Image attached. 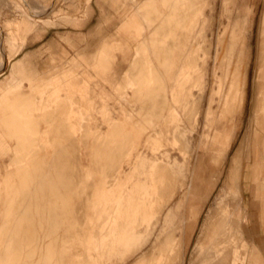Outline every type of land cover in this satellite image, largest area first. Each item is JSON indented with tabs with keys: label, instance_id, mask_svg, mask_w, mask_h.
I'll return each instance as SVG.
<instances>
[{
	"label": "rangeland",
	"instance_id": "rangeland-1",
	"mask_svg": "<svg viewBox=\"0 0 264 264\" xmlns=\"http://www.w3.org/2000/svg\"><path fill=\"white\" fill-rule=\"evenodd\" d=\"M49 1L30 0L38 9L51 5ZM136 1H141L142 7L147 0ZM193 1L185 0L183 7L187 24L193 22ZM247 1L254 13L251 30L240 46L242 61L236 63L233 53L224 79L220 78L219 66L228 37L222 0H206L194 30L191 26V33L185 34L188 26L186 30L178 28L173 37L168 35V25L159 30L155 28L157 23H148L156 18L153 3H148L145 24L150 25L146 30L149 35L142 34V39L151 40V44L139 45L140 42L137 48L157 47L158 32H164L159 43L173 41L175 51H183L174 52L167 60V71L160 74L169 77L168 92L173 96L169 109L160 106V100L145 106L143 96L138 95L143 77L131 76L129 71L124 77L122 73L129 63L113 61L110 51L102 60L108 84L74 87L70 84L73 79L63 75L59 83L32 90L41 91L42 95L27 96L30 89L26 84L12 103L6 98L10 91L3 94L0 253H18L24 260L0 263L37 264L39 252L38 264H84L85 256L75 260V253L82 252L95 264H134L130 260L134 257L139 264H229L228 255L234 252L241 258L239 264H255L256 249L249 244L254 233L252 230L251 234V222L248 218L241 230L240 221L238 224L235 218L237 214L249 216L242 202L247 188L245 174H251L250 194L256 207L261 209L264 202V142L259 140L264 133V119L259 124L253 112L259 63L264 67V51L259 49L264 0ZM136 4L134 0H123L119 10L105 5L101 12L92 2V14L85 17L84 0H65L59 8L68 17L57 20L60 25L56 29L49 28L39 42L26 46L18 58L30 54L41 71L52 65L67 68L77 52L92 53L105 35L114 37L124 16ZM24 17L30 25L21 22ZM72 19H78L82 26L73 28L69 22ZM16 21L14 30L18 36L14 40L8 22ZM36 23L21 8L19 0L15 9L6 2L0 4V41H5L2 55L17 48L20 51L25 34ZM65 35L74 38L76 48L65 42ZM53 41L58 47L50 44ZM141 53L148 57L142 63L144 67L157 66V59L151 57L154 52ZM51 57L55 62L51 63ZM235 69L241 81L245 78L242 110L238 84L229 86ZM4 71L8 74V67ZM69 75L74 77L75 71ZM157 81L153 76V92ZM95 82L101 84L99 78L92 80V84ZM33 97L39 108L31 107ZM226 102H230L228 109L234 108L232 112L222 111ZM38 126L46 127L48 132H37ZM224 127L231 133H215V129L222 131ZM53 160L59 161L56 170L51 168ZM154 165L158 166L155 170ZM34 167V171H40L33 176L35 180L14 195L9 193L10 182L18 188L19 179L31 175ZM42 167L46 179L59 177L58 190L49 189ZM67 183L71 186L65 192L62 187ZM259 223L264 230L263 223ZM56 241L50 246V256L41 253L42 246ZM261 241L256 245L264 255V239ZM115 259L121 261L115 263Z\"/></svg>",
	"mask_w": 264,
	"mask_h": 264
},
{
	"label": "crops",
	"instance_id": "crops-1",
	"mask_svg": "<svg viewBox=\"0 0 264 264\" xmlns=\"http://www.w3.org/2000/svg\"><path fill=\"white\" fill-rule=\"evenodd\" d=\"M65 0H55L50 7V13L48 16L40 19L37 21L36 24H33L31 28L28 30V32L25 34L22 48L20 51H18V48L14 51H9L8 54L2 55V51L0 49V54L2 58L4 59L3 64L4 67L0 70V77L5 75V69L8 67V74H6V77L0 81V101L3 97V94H5L7 91H10V95L6 96V98L12 103L13 98H15L16 93L20 90H22L24 84L28 86L30 89V93L26 94L29 96L30 94L32 96H35L37 94L42 95L41 91L33 92L35 88L38 86H43L45 84H55L59 83L60 80L62 81L63 75L64 77L67 76L70 81V84L74 87L81 86L83 84H88L92 86H103V84H108L106 80L107 73L103 69L102 66V60L106 57L107 51L111 52V58L112 60H118L120 59L122 62L129 63V68L123 72V76L128 73V70L130 69L131 63L134 61V51L135 48H133L132 45H138L141 41L142 34L146 33L147 35V26L145 24V15H148L149 13L146 10V6L149 2H152L154 5V13L156 17L160 20H167L169 19V10L170 8L167 7V4H171L175 0H147L149 2L142 3V7L139 6L141 3L134 0V3H137L135 9L130 10L126 13L123 20L121 21L118 30L116 32V35L114 37L110 36L107 37V35L104 36V38L100 41L99 45L97 46L96 50L92 53H84V52H77L76 56L73 57L70 60V65L67 68L60 69L58 65H52L49 70L41 71L39 69V65L34 64L32 61V56L28 53H25L23 56L18 58V56L21 54V52L24 50V48L30 44L39 42L45 33H47L48 29H56L60 24L56 23L57 20H62L67 18V14L63 13V9L59 8V4L62 3ZM8 4L10 7L15 9V7L18 4V0H1L0 4L5 3ZM92 2L94 3L93 6L98 8L101 12H104V6L109 5L113 10H119L120 6L123 5V0H84V10L82 11L83 15L85 17H90L93 11ZM184 0H182V3L184 4ZM28 3L31 4L30 0H28ZM120 4V6H118ZM169 4V5H170ZM206 4V0L203 4L202 10L204 9V6ZM226 4V5H225ZM54 5V6H53ZM238 6V7H237ZM222 9L225 13V17L227 19V24L225 26V32L227 33V44L224 46V55L222 57L221 64L219 66L220 69V78L224 79L226 76V68L229 65V60L231 55L234 53L236 58V63H241V51L240 46L243 45L245 42L247 33L250 32L252 27V17H253V8L250 6L247 0H222ZM201 10V11H202ZM144 11V12H143ZM247 14V15H246ZM164 15V16H162ZM168 15V16H167ZM161 17V18H160ZM163 17V18H162ZM164 17L166 19H164ZM247 17V18H246ZM155 18V19H157ZM171 20V18L169 19ZM71 23V26L73 28H80L82 24L78 22V19H72V21H69ZM18 21L16 22H8V25L10 26L8 28V31L10 32V37H12L14 40H16V37L18 36L17 32L14 30V27L17 26ZM240 24V25H239ZM246 28V30H245ZM141 29V30H140ZM146 29V30H145ZM237 29V30H236ZM235 32V33H234ZM1 34V31H0ZM56 34H58L56 32ZM235 34V35H233ZM2 35V34H1ZM28 36H31V39L29 38L28 42ZM140 36V37H139ZM61 38V37H60ZM231 38V39H230ZM65 42H67L72 48H76V43L74 38H72L69 35L64 36ZM223 40V36H222ZM5 45L4 38L0 41V48L1 45ZM53 47H58V44L53 41L50 43ZM222 44V42H221ZM220 44V46H221ZM224 45V42H223ZM222 45V46H223ZM133 50L131 51V49ZM173 52L175 51V48L173 47ZM259 49L261 50V53L264 51V19H261V25H260V31H259ZM180 52V51H178ZM180 53H183L181 51ZM172 54L169 57V59L172 58ZM263 54H260V57ZM51 63L55 62V58H50ZM82 67V70L76 71V68ZM262 63H259L258 73H257V90L255 94V102L253 106V112L256 114V118L258 120V123L261 124V120L264 119V70H263ZM75 71V76L71 77L69 73ZM223 70V71H221ZM69 72V73H68ZM68 73V74H67ZM116 72H113L112 75H115ZM94 78H99L101 80V84H98L95 82V84H92V80ZM239 78V72L237 69H235V73L232 76L229 86L230 85H237L240 83V97L238 99L239 104H241L240 109H243L244 101H245V78L243 81L237 82V79ZM240 79V78H239ZM215 82H217L215 80ZM64 83V82H63ZM103 83V84H102ZM111 86V84H109ZM242 86V87H241ZM244 87V88H243ZM232 89V88H231ZM228 91V89H227ZM24 94H21L23 96ZM243 96V98H242ZM5 98V97H4ZM5 98V99H6ZM242 101V102H241ZM45 104V103H44ZM41 104L42 106L44 105ZM60 104V102H59ZM230 102L225 103V107L222 108L223 112H232L233 109L229 107ZM37 106L35 97L31 100V107ZM39 108V105L37 106ZM43 108V107H42ZM69 110L72 111L71 107L69 106ZM40 111L42 109L40 108ZM15 112H18L15 110ZM34 112V111H33ZM232 121L228 122V125H231ZM48 132L47 128H41L40 126L37 127V132ZM215 133H231L228 131L226 127L222 131H218L215 129ZM258 133L256 135V138H258ZM262 142H264V133H261V136L259 138ZM260 141V142H261ZM47 156V160H49V156ZM238 156V154H237ZM44 158V156H41ZM13 156L10 157V160H12ZM246 183V190L243 194V207L245 208V211L247 212V215H240L237 214L235 218H238V224L241 230H243L242 224L246 223L247 219L249 218V221L251 222V234L252 230L254 231L253 241L249 240V244L251 247H255L256 249V256L254 258L255 264H264V255L261 251V248H259L256 244H262L263 242L261 239H264V230L262 229V225L259 223H263L264 225V202L262 203L261 209L257 208V204L255 205V201L251 197L250 189H251V174L247 173L245 174V178L243 179ZM261 189L264 190V183L261 184ZM260 212L259 217L257 214ZM259 219V220H258ZM237 220V219H236ZM39 252L36 253V261L37 264L39 263ZM6 256V257H5ZM23 255L15 253V254H2L0 253V261H10V260H17V261H23L24 258ZM79 256H85L84 264H95L94 260H89L86 258L85 253H75V260ZM35 258L32 257V260ZM95 259V258H94ZM130 260L134 261V264H139V260L137 257H134ZM117 261H121L120 259H115V263ZM3 264V263H0Z\"/></svg>",
	"mask_w": 264,
	"mask_h": 264
},
{
	"label": "bare ground",
	"instance_id": "bare-ground-1",
	"mask_svg": "<svg viewBox=\"0 0 264 264\" xmlns=\"http://www.w3.org/2000/svg\"><path fill=\"white\" fill-rule=\"evenodd\" d=\"M55 0H50L49 2H51V5H49L48 7L47 6H44L43 8H40V9H38L37 7H35V6H33L32 4H30V3H28V0H19V4H20V6H21V8H23V10L27 13V15L31 18V20H33L34 22H37L38 20H40V19H42V18H44V17H46V16H48L49 15V13H50V7L52 6V4H54L53 2H54ZM185 1V0H184ZM193 1V0H192ZM189 2V1H188ZM188 2H187V5H188ZM204 2H205V0H194L193 1V4H194V14H193V17H192V20H193V22H192V24H187L186 23V21H185V17H186V11L184 10V8L183 7H185V5L184 4H186L185 2H184V4L182 3V0H175V1H173L170 5H169V8H170V10H169V19L171 18V20H169V19H167V20H159L157 17V19H155L154 21H151V22H148V21H146V22H148L149 24L150 23H152L153 24V22L157 25V27H155L156 29L158 28H162V26L163 25H165V27L168 25L169 27H171V32H168L169 34V36H171V37H173V36H177V34H176V32H175V30H178V28H184L185 30L187 29L186 27L188 26V29H189V32H188V30H187V32L188 33H185V32H183V34L185 33V34H190L191 33V31H190V29H191V26H192V29L191 30H194V28L197 26V24H198V20H199V18H200V13H201V10H202V7H203V4H204ZM191 4V3H190ZM186 5V7H188ZM226 5V4H225ZM54 6V5H53ZM190 7V6H189ZM238 7V6H237ZM191 9V8H190ZM189 15V14H188ZM188 15H187V17H188ZM247 15V14H246ZM162 16H164V15H162ZM168 16V15H167ZM145 17V19H147L148 20V18H147V15H145L144 16ZM161 18V17H160ZM163 18V17H162ZM247 18V17H246ZM164 19H166L165 17H164ZM21 22L23 23V24H29V22H28V20H27V18L26 17H24V19H22L21 20ZM149 24H146V26H148V27H150V25ZM30 25V24H29ZM31 25H33V24H31ZM240 25V24H239ZM147 27V29H149ZM164 27V28H165ZM204 28V27H203ZM141 30V29H140ZM146 30V29H145ZM159 30H161V29H159ZM184 30V31H185ZM237 30V29H236ZM245 30H246V28H245ZM235 33V32H234ZM148 34V33H147ZM145 35H146V33H145ZM144 35V33H143V36H145ZM149 35V34H148ZM233 35H235V34H233ZM151 36V35H150ZM162 36H165V33L164 32H158V35H157V37H158V39H157V42H155L156 44H157V47H155V48H150L149 46H151V45H148V47L149 48H137V46L135 47V51H134V61L131 63V66H130V69L128 70L129 71V74L132 76H134V75H139V76H141V78L143 79L142 81V87H141V90L138 92V95L141 97V96H143V101H144V103L146 104V103H149V104H151V103H153L154 101H156V100H160V101H158V103L159 102H161V103H159L160 104V106H165V107H167L168 109L170 108L169 106H171V105H169L170 103H171V100L173 99V96H172V94H170L168 91V82H169V77H162L163 75H161L160 76V74H165V72L167 71V66H169V64H168V62H167V60L169 59V57L171 56V54H172V52H173V44H171V43H173V41L171 42V43H169V44H160L159 42V40H160V38L162 37ZM188 36V35H187ZM140 37V36H139ZM148 37V36H147ZM168 37V36H167ZM143 38V37H142ZM141 38V39H142ZM188 38V37H187ZM147 39V38H146ZM146 39H142V40H140L141 41V43L139 44V45H146V44H151L150 42L148 43V41H151V40H146ZM153 39V43H154V39H155V37L154 38H152ZM165 39V38H164ZM231 39V38H230ZM188 40V39H187ZM204 40V39H203ZM203 42V41H202ZM138 45V46H139ZM196 45V44H195ZM152 46H154L153 44H152ZM141 47V46H140ZM195 47H197V46H195ZM1 49V48H0ZM140 51L141 52H143V51H150V54H151V52H154V55L152 54V58H156L157 59V66L156 67H153L152 65L153 64H151V66H143V64H145V62H147L148 60V57L147 56H145L143 53H141V55H140ZM178 51V50H177ZM176 51V52H177ZM180 51V50H179ZM191 51H193V50H191ZM3 52V51H2ZM181 52V51H180ZM149 53V52H148ZM2 54V53H1ZM1 54H0V70L4 67V64H3V58H2V56H1ZM192 54H193V52H192ZM144 55V56H143ZM146 55H147V53H146ZM183 55V54H182ZM148 56H149V54H148ZM180 56V55H179ZM191 57H192V55H190ZM196 56V55H195ZM194 56V57H195ZM181 57V56H180ZM193 58V57H192ZM151 59V58H150ZM155 59V60H156ZM177 59H180V58H177ZM142 62H141V61ZM141 62V67L140 68H138V64H140V63H138V62ZM150 61V60H149ZM153 61L151 60V63H152ZM194 62V61H193ZM150 63V62H149ZM154 63H155V61H154ZM156 65V64H155ZM177 67V66H176ZM189 67V66H188ZM140 69V70H139ZM163 70H164V72H163ZM176 70V69H175ZM174 71V70H173ZM177 72V71H176ZM183 72V71H182ZM168 73H166V75H167ZM129 75V76H130ZM181 75V74H180ZM138 76V77H139ZM153 76H156V78H157V84H158V87H157V89L156 90H154V92H153V90H152V87H151V81H152V79H153ZM174 76V75H173ZM172 76V77H173ZM184 76V75H183ZM182 76V77H183ZM171 77V78H172ZM140 78V77H139ZM240 81V79L238 78V82ZM237 86V85H236ZM238 86H239V88H240V83L238 84ZM242 87V86H241ZM236 88V87H235ZM244 88V87H243ZM237 89V88H236ZM235 89V90H236ZM238 91V90H237ZM153 92V93H152ZM160 92H161V94H160ZM242 92V91H241ZM236 97V96H235ZM242 98H243V96H242ZM240 100V99H239ZM242 102V101H241ZM148 104H146L145 106H147ZM241 105V104H240ZM162 106V107H163ZM159 107V106H158ZM164 107V108H165ZM241 107V106H240ZM166 109V108H165ZM73 114V113H72ZM74 116V115H73ZM75 117V116H74ZM73 117V118H74ZM128 138H129V136H127ZM126 139V138H125ZM124 139V140H125ZM128 140V139H127ZM123 143H124V141H123ZM126 143V142H125ZM76 145V144H75ZM124 145V144H123ZM120 152V151H119ZM59 153V152H58ZM118 153V152H117ZM124 154V153H123ZM117 156V155H116ZM120 156V155H119ZM75 157V156H74ZM115 157V156H114ZM72 158V157H71ZM120 158V157H119ZM63 159V158H62ZM73 159V158H72ZM71 159V160H72ZM112 159V158H111ZM115 159V158H114ZM114 159H113V161H114ZM65 160V159H64ZM77 160V159H76ZM61 161H63V160H61ZM61 161H60V163H61ZM115 162V161H114ZM113 162V163H114ZM37 163V162H36ZM56 163H59V161L58 160H53V162L51 163V168H52V170L53 169H55L56 170ZM111 163H112V161H111ZM112 163V164H113ZM67 164V163H66ZM49 165H50V163H49ZM40 166V165H39ZM63 167V166H62ZM158 168V166L157 165H154V167H153V170H155V169H157ZM163 169V168H162ZM35 170V167H34V169H33V171ZM42 172H41V174H43V179H46L45 178V176H44V169H43V167H42ZM32 171V173H31V175L30 174H27V175H24L23 177H21L20 179H19V181H18V184H19V187L17 188L16 187V185L17 184H13L12 182H10V185H9V188H10V192L9 193H11L12 192V194L14 195L15 193H16V191H19V189H21V188H23L27 183L29 184V183H32L34 180H35V178L33 177L36 173L38 174V173H40V171L38 170V171H34L33 172ZM61 172V171H60ZM57 175V174H56ZM72 177H74V176H72ZM53 179H46V180H48V182H49V185H48V187H49V189L50 190H55V189H59V187H58V185H57V180H58V178L55 180L54 179V176L52 177ZM56 178V177H55ZM38 181V180H37ZM89 184V183H88ZM90 184H92L91 182H90ZM63 186V185H62ZM70 186H71V183H67V184H65L63 187H62V189L63 190H65V192L66 191H69V189H70ZM91 187V186H90ZM89 188V187H88ZM64 192V191H63ZM162 192V191H161ZM8 193V194H9ZM163 193V192H162ZM67 193H65V195H66ZM64 195V196H65ZM8 196V195H7ZM6 196V197H7ZM60 196V195H59ZM88 196V195H87ZM9 197H10V194H9ZM8 197V198H9ZM60 197H62V196H60ZM75 198V197H74ZM10 199V198H9ZM62 200H64V198L62 199ZM7 201V200H6ZM65 202V201H64ZM128 202H130V200L128 201ZM57 203H59L58 201L56 202V204ZM8 204V203H7ZM53 204H55V203H53ZM61 204L63 205V203L61 202ZM64 206H66L65 204H64ZM60 209H61V207H59ZM63 208V207H62ZM63 210V209H62ZM64 211V210H63ZM75 211H76V209H75ZM42 219V218H41ZM47 219V218H46ZM69 221H70V219L69 218H67ZM75 219V218H74ZM62 225V224H61ZM62 227V226H61ZM62 229H60V231H61ZM59 234V233H58ZM60 235V234H59ZM65 235V234H64ZM43 244V243H42ZM55 244H57V241L56 242H54L53 244L50 242V244H45V247H43L42 246V248L40 249L41 250V253H43V254H46V255H48L49 254V256H50V246L51 245H55ZM179 244V243H178ZM44 245V244H43ZM54 248V247H53ZM182 249V248H181ZM52 250V249H51ZM175 250V249H174ZM176 253V252H175ZM32 254V253H31ZM182 254V253H181ZM171 255V254H170ZM176 256V255H175ZM172 257H173V254H172ZM181 257V256H180ZM170 259V258H169ZM174 259H175V257H174ZM173 259V260H174ZM223 259V258H222ZM173 260H171V261H173ZM176 260V259H175ZM226 260V259H225ZM223 261V260H222ZM221 262V261H220ZM226 263H227V261H225ZM239 262H241V258H240V256L239 255H237V254H235L234 252H231L229 255H228V263L229 264H239ZM177 264V263H176Z\"/></svg>",
	"mask_w": 264,
	"mask_h": 264
}]
</instances>
